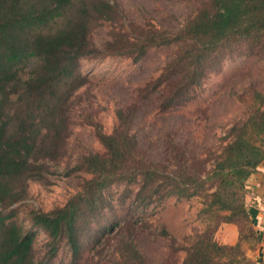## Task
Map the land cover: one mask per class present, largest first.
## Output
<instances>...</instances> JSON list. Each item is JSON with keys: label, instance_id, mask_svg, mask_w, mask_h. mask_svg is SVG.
<instances>
[{"label": "trees", "instance_id": "obj_1", "mask_svg": "<svg viewBox=\"0 0 264 264\" xmlns=\"http://www.w3.org/2000/svg\"><path fill=\"white\" fill-rule=\"evenodd\" d=\"M208 4L172 37L114 38L104 51L94 47L89 33L99 20L115 19L114 0H0V204L23 196L30 169H39L33 161L61 155L69 133L70 98L85 80L81 57L129 53L138 60L151 47L176 45L179 51L155 78L154 88L162 85V109L191 98L209 68L236 46L264 58V0ZM261 117L259 123L253 115L234 125L205 171L183 148L171 150L165 163L151 160L118 111L114 130L99 135L103 151L83 155L75 165L91 174L80 190L62 206L31 212V227L47 236L39 259L35 231L23 230L7 221L9 214L0 213V264H54L62 251L66 259L60 258L61 264H246L242 222L248 220L255 240L257 235L244 194L246 179L264 161L262 145L251 137L254 127L264 131V110ZM199 195L204 198L201 228L181 243L172 237L171 263L150 262L139 242L143 211L171 196ZM226 222L238 225L235 244L215 239ZM158 234L167 232L161 228Z\"/></svg>", "mask_w": 264, "mask_h": 264}, {"label": "rangeland", "instance_id": "obj_2", "mask_svg": "<svg viewBox=\"0 0 264 264\" xmlns=\"http://www.w3.org/2000/svg\"><path fill=\"white\" fill-rule=\"evenodd\" d=\"M114 1L118 8L115 19L99 20L89 33L97 49L104 50L106 42L114 38L125 42L149 33L172 37L199 9L209 6V0ZM243 49L239 45L226 53L204 74L191 98L167 109L161 107L162 85H154L163 65L179 51L176 45L151 47L138 60L129 53L102 52L79 59V71L85 80L70 98L69 133L61 155L33 161V167L39 169H30L32 176L25 179L23 196L0 204V213L10 215L7 221L35 231L33 246L38 259L45 250L47 236L43 230L31 227V212L62 206L80 190L91 174L75 165L81 156L103 151L99 135L114 130L119 122L118 111L151 160L165 163L171 150L173 154L176 147L183 148L196 156L193 160L205 171L212 167L214 156L229 140L234 125L253 115L257 123L262 120L264 58L245 54ZM253 127L249 126L250 130ZM254 128L251 137L264 149V131L255 132ZM203 202L200 195L181 199L171 196L143 211L146 222L141 226L139 242L150 262H172V237L176 238L175 244L181 243L185 235L201 228ZM242 224L240 244L246 255L256 240L248 220ZM161 228L167 234H158ZM60 258L66 259L63 251L54 264H61Z\"/></svg>", "mask_w": 264, "mask_h": 264}, {"label": "crops", "instance_id": "obj_3", "mask_svg": "<svg viewBox=\"0 0 264 264\" xmlns=\"http://www.w3.org/2000/svg\"><path fill=\"white\" fill-rule=\"evenodd\" d=\"M245 207L250 209L251 224L256 232V244L246 252V264H264V161L246 179ZM238 225L223 223L215 232V239L222 244H235L239 239Z\"/></svg>", "mask_w": 264, "mask_h": 264}]
</instances>
